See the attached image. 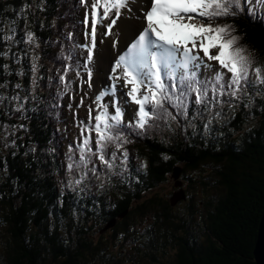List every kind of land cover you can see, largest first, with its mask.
<instances>
[{"label": "trees", "instance_id": "1", "mask_svg": "<svg viewBox=\"0 0 264 264\" xmlns=\"http://www.w3.org/2000/svg\"><path fill=\"white\" fill-rule=\"evenodd\" d=\"M70 8V0H0V126L13 132L0 141V222L7 233L0 237V264H255L264 214L263 88L248 86L247 95L236 101L238 109L226 96V103L235 105L227 109L226 128L214 126L194 138L184 134L154 142L144 137L145 143L132 145L140 171L149 167L146 178L132 181L119 173L114 179L121 187L111 189L108 181L87 190L67 189V184L58 190L55 178L62 166L54 128L62 103L46 58L56 67L62 64L53 46L60 32L68 31ZM217 23L237 29L232 34L239 36V46L264 66V21L241 13ZM27 32L33 33V43L24 42ZM62 43L69 51L71 43L63 38ZM34 57L41 64L35 85ZM210 164V177H194ZM170 177L175 189L168 193L162 189ZM203 190L204 201L195 202L192 194ZM180 191L184 199L174 203ZM111 220L114 229L103 234Z\"/></svg>", "mask_w": 264, "mask_h": 264}, {"label": "snow or ice", "instance_id": "2", "mask_svg": "<svg viewBox=\"0 0 264 264\" xmlns=\"http://www.w3.org/2000/svg\"><path fill=\"white\" fill-rule=\"evenodd\" d=\"M79 2L86 9L83 24L86 29L90 26V31L86 33L89 42L83 45L86 60L82 64L77 63L78 53L71 50L64 57L72 61L71 64H65L63 74L59 76L66 89L70 87L66 78L73 71V65L77 69L83 68L89 87L93 86L90 65L96 58L98 28L105 21H110L106 26L107 31L101 33L110 35L121 17V10L128 7V0ZM142 3L144 9L141 19L144 26L127 44L126 51L119 54L110 65V83L95 95L94 103L99 111L93 116L89 110L88 122L81 125L79 161L75 165L71 162L68 164L69 172L74 167L88 169L99 179L96 166L88 167L90 157H95L100 165L111 172L114 164L107 158L106 152L110 147L113 148L111 157L115 160L116 153L130 143L124 132L125 127L138 130L139 134L145 132L152 121L162 118L165 122L168 119L176 120L177 117L168 111V105L187 117L189 102L194 103L199 112L201 107L208 109L212 103L223 106L225 101L221 98L224 96L231 101H239L242 95H247L248 86L257 87L258 91L264 88V66L257 65L250 50L239 46V36L232 34L235 31L232 25L217 23L222 18L236 17L241 13L255 16L254 5H264V0H142ZM261 13L264 14V8H261ZM4 39L11 42L12 36L7 35ZM34 39L33 33L27 32L24 42L33 43ZM112 46L115 47V43ZM74 47L82 46L77 44ZM37 59L34 57L31 65L33 85L36 84ZM210 62H215L219 67H213ZM75 75L79 78L80 71L76 70ZM0 87L4 85L0 84ZM15 87L19 89L21 85L17 83ZM120 88L126 89L124 94L128 101L137 106L133 121L127 124L123 119L125 109L118 99H112V113L109 112L108 104L101 103L106 97L115 98ZM12 99L17 100L19 97L13 96ZM251 103L249 99L244 106L249 107ZM80 104H83V100ZM234 106L229 103V107ZM15 110L20 111L21 107ZM93 132L94 150L91 144L93 137L88 135ZM72 151L69 147V153ZM121 155V163H126L129 155L127 150L124 149ZM144 166L141 164V167ZM84 178L82 175L75 184L79 185Z\"/></svg>", "mask_w": 264, "mask_h": 264}, {"label": "rangeland", "instance_id": "3", "mask_svg": "<svg viewBox=\"0 0 264 264\" xmlns=\"http://www.w3.org/2000/svg\"><path fill=\"white\" fill-rule=\"evenodd\" d=\"M260 6H261V8H264V5H261L260 4ZM83 12H84V10L82 9L81 12H80V18L82 16ZM121 16H122V14H121ZM131 17H132V15L129 18H131ZM236 31H237V29H236ZM64 35L65 34L63 32H60V36L58 38H56V42L54 43V46H53V49L55 50L56 54H58L59 59H60V56L64 58V54L66 53V51L68 49L67 46L62 47L60 49V47L58 45V43L61 45V41H62V38H64ZM109 37H110V35L108 37L104 36V37H100L99 38L98 45H97V50L98 49H101L103 47L104 42ZM110 39L111 38H109L108 40H110ZM81 42L82 43L83 42L87 43V41L84 40V38H81ZM97 50H96V52H97ZM84 55H86V53H84ZM96 55H97V53H96ZM48 56H50V55H48ZM48 59L49 58H46V64L52 65V60H48ZM54 63H53V66L56 67ZM57 63H59V62H57ZM210 63L213 64V67L217 68L215 62H210ZM258 64L260 65L261 63L258 62L257 65ZM40 65L41 64L38 65L39 66L38 67V70L41 69ZM59 67H63V64L60 63L59 64ZM94 69H95V66L93 64L92 65V70L94 71ZM41 71H43V70H41ZM57 71H58V69H57ZM30 75H31L30 77L32 78L33 77L32 70H31V74ZM94 75H95V71L93 72V79L91 81L92 85H93V82H94V79H95V76ZM72 77L73 78H76V75L72 74ZM80 77L82 78V80H84L86 78L85 75H80ZM56 87L58 89L60 88L59 81L57 82ZM91 89H92V87H89V84L88 83L87 84H83V86H82V93H79L78 92V95L77 94H74V96L73 97L71 96V98L69 96H66V98H65L66 100H64V103L69 107V109L67 110V115H66L65 123L62 126V128H64V129H63V131H61L62 132V136L65 137V141H64L63 144H66V145L67 144H71V143H73L74 140H76L77 138H79V136L81 135V131H80L79 126H78V124L84 120V118H83V116L81 114V110H82V108L91 107L92 106V97H93V94L95 93V91L94 90H91ZM71 99H72V102H71ZM81 100H83V104H80V101ZM234 102L236 104V101H234ZM71 105L73 107H77L78 105H81V107L79 109H77L76 110V113H75L74 108H71ZM236 106H237L236 109L240 108L239 107V103H237ZM228 108H229V103L228 104L227 103H224L223 106H221L220 104H216L213 107V111L212 112H207L205 114L204 113H202V114L198 113L197 114V122H196V123H198L197 126L201 125V129H205V125H208L209 124V126L207 128L213 129L212 124L214 123L216 125L214 128H216L218 126L219 127L220 126H224L226 128L227 127L226 123L229 121V111L227 110ZM193 112H196V111H193ZM193 112L189 110V115H187V117H185L183 115V119H185V118L193 119V115H194ZM172 115L173 116H176L173 113H172ZM162 121L165 122V119L162 118L159 122L157 120L156 122H154V124L152 123L153 126H151V129H149L148 132L145 133V137L146 138H144V139H147L149 141L151 139H153V141L156 142V141H158L160 139L164 141L165 139H171V138L173 139V138H175L177 136L180 137V138H182V132L179 131V133H177V132L173 131V129L171 127L173 125V122H174L175 125H178L177 119L174 120V121L171 120V119H168L167 122H165L164 129H161V127L159 126V124ZM209 121H211V123H209ZM190 126H192V121L190 122ZM166 127H169V129H167ZM184 128H187V134H190V136L194 138V133L193 132L191 133V131L193 130L194 127L192 126V127H184ZM59 131H60V129H59ZM11 133H13V132H12V130L9 127L6 128L4 126L3 127L0 126V140L5 139L6 137L8 139H10L9 138V135H11ZM212 134H213V132H211V136H212ZM191 137H190V139L192 140L193 138H191ZM137 140H139V141H136V142L145 143L144 140H143V138L142 139H137ZM136 142L133 141L132 144L129 143L127 145V149L132 150V145H134ZM8 143H9V140H8ZM66 150H67V148L64 149L62 147V151H60V155L59 156L56 155V153H55L56 157L60 158V160L62 159V155H63V158L66 157V155L64 154V153H66ZM136 150L137 149L135 148L132 151L134 153H136ZM45 151H47V153H49L50 152V149H45ZM134 153H132V157L135 156ZM51 154H54V153L52 152ZM116 158H118V159L115 162H113V163H116V164L118 163L117 166L119 168L116 167V166H114V168L112 169V171L109 172V170H108L107 173H106V170L105 169H102V171L98 169L97 175L99 176V179H97V176H94L92 174V172L89 171L88 169H84L85 170V173H84V172H81V169L80 168L78 170H76V172H74L72 174L68 173V174H64V175H60V176L56 175L55 181H56V185H57L58 190H61L62 187L64 186V184H67V186L65 187L67 189L72 188V185H74V187H76L77 185L75 184V181L78 180V179H81V176L82 175L85 177L84 179L87 181V183L89 182V180H92V181L98 183V185L101 186L100 182H103V183H105V181L108 182L109 179H110V177H115L119 173L122 174L123 172H125L126 165H125V163H121V161H120L122 158H120V156H118V155H116ZM141 158H143V157H140V159ZM136 161H137V164H138V162H140L141 160H138L136 158ZM143 164L146 165V162H144ZM60 165L62 166V169L64 170V166L65 165H64V163L62 161H60ZM93 165H95L96 168H98V164H97V161L96 160H95V162L93 161L92 163L89 164V166H88L89 169ZM102 167H104V166H102ZM148 168H149L148 166L145 167V168H143V170H146L147 171V172H142V174L144 175L143 178L144 177L145 178L147 177L146 175L148 173ZM177 169L178 168H175L173 170V174H174L175 170H177ZM211 173H212V167H211V164H210L209 167H201V170H199L198 175H196V176L193 175V176L199 180L200 176L210 177L212 175ZM107 177H109V179ZM61 181L64 182V183H61ZM70 181H71V184H70ZM199 181H197V182H199ZM81 183L83 185H85V182L84 181L81 182ZM110 183L113 186H116L117 185V182L116 181H114V182L111 181ZM172 183H173V180L170 177L169 180H168V182L164 184V189H162V190L169 193V191H171L172 189H175L173 187V184ZM119 187H121V186L119 185ZM208 190H211V189H208ZM203 192H204V190L203 191H199V193H196L195 195L192 194V197L194 196L193 199L195 200V202H197L199 200L204 201L206 195ZM199 210H201V208ZM148 221H149V219H148ZM113 227H111V228H113ZM111 228L105 229L104 232H103V234L106 233L107 231H109ZM4 230L5 229H3L2 223L0 222V237L1 236L2 237L5 236L6 230H5V232H4ZM115 251H117V249H115ZM129 263H131V261H129L128 264Z\"/></svg>", "mask_w": 264, "mask_h": 264}, {"label": "bare ground", "instance_id": "4", "mask_svg": "<svg viewBox=\"0 0 264 264\" xmlns=\"http://www.w3.org/2000/svg\"><path fill=\"white\" fill-rule=\"evenodd\" d=\"M143 9H144V4L142 3V0H133L131 3H129L128 7L124 9L122 18L118 19L117 25L113 27L112 34L110 37L111 39L106 40L103 44V47L99 50L96 61L97 66H99V70H98L99 74H97V78H96V82L98 86H102L104 84L110 83V79L106 77V74L108 69H110V65L114 59L115 53L118 54L120 50L123 48V46H125L128 43V41H130L133 38V36L136 35V33H138V31L144 26L143 21L141 19L143 14ZM131 15L132 17L129 18ZM113 43H115L116 45L115 47L112 46ZM170 112L173 113V110H170ZM133 141L134 140H130V143L132 144ZM128 144L129 143L125 144L124 147L126 148ZM62 147L66 149V144H62L61 148ZM46 152L47 151H45L44 149V153ZM120 158L122 157L120 156ZM95 160L97 161L98 164L97 169L102 171L104 167L100 165L99 161L96 158H94L93 161L95 162Z\"/></svg>", "mask_w": 264, "mask_h": 264}, {"label": "water", "instance_id": "5", "mask_svg": "<svg viewBox=\"0 0 264 264\" xmlns=\"http://www.w3.org/2000/svg\"><path fill=\"white\" fill-rule=\"evenodd\" d=\"M234 30H235L234 32H237L235 28ZM179 174H180V170L179 169L175 170L174 175H173L174 179H178ZM180 186L181 184L175 185L176 188ZM182 199H184V194H183V191H180L174 197L173 202L175 203ZM120 217L122 218L123 215H121ZM115 222H116L115 220H111L105 226V229L113 227L115 225ZM253 259H254L255 264H264V214L262 215L259 225H258V232H257L256 242L254 245V250H253Z\"/></svg>", "mask_w": 264, "mask_h": 264}, {"label": "flooded vegetation", "instance_id": "6", "mask_svg": "<svg viewBox=\"0 0 264 264\" xmlns=\"http://www.w3.org/2000/svg\"><path fill=\"white\" fill-rule=\"evenodd\" d=\"M115 180L114 179H112V182H114ZM117 185H118V183H117ZM119 186V185H118ZM184 186H188L187 184H185ZM114 187V186H113ZM113 187H111V189L113 188Z\"/></svg>", "mask_w": 264, "mask_h": 264}]
</instances>
